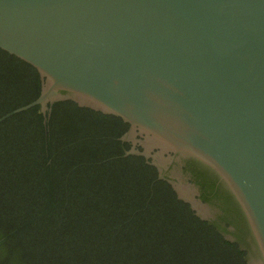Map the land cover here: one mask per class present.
Here are the masks:
<instances>
[{"label":"water","instance_id":"95a60500","mask_svg":"<svg viewBox=\"0 0 264 264\" xmlns=\"http://www.w3.org/2000/svg\"><path fill=\"white\" fill-rule=\"evenodd\" d=\"M0 48L41 82L0 122L60 101L120 117L124 155L264 264V0H0Z\"/></svg>","mask_w":264,"mask_h":264},{"label":"trees","instance_id":"16d2710c","mask_svg":"<svg viewBox=\"0 0 264 264\" xmlns=\"http://www.w3.org/2000/svg\"><path fill=\"white\" fill-rule=\"evenodd\" d=\"M40 76L0 48V117L40 93ZM0 122V264H247L245 252L176 197L129 124L73 101Z\"/></svg>","mask_w":264,"mask_h":264},{"label":"flooded vegetation","instance_id":"af4514ba","mask_svg":"<svg viewBox=\"0 0 264 264\" xmlns=\"http://www.w3.org/2000/svg\"><path fill=\"white\" fill-rule=\"evenodd\" d=\"M128 127H129V126H128ZM125 132H126V131H125ZM125 132H124V133H125ZM127 143H129L130 147H131V146H132V144H133L132 142H128V141H127ZM138 148H140V149H141V147H140V146H138ZM173 191H174V190H173ZM174 192H175V191H174ZM175 194H176V193H175ZM176 197H177V196H176ZM183 202H184V201H183ZM185 203H186V202H185ZM187 204H188V203H187ZM189 206H190V205H189Z\"/></svg>","mask_w":264,"mask_h":264}]
</instances>
